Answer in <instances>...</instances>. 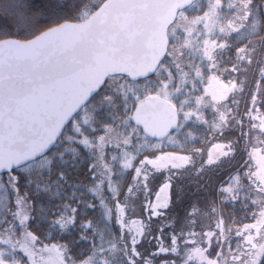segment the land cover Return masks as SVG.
<instances>
[{
  "label": "snow or ice",
  "instance_id": "snow-or-ice-1",
  "mask_svg": "<svg viewBox=\"0 0 264 264\" xmlns=\"http://www.w3.org/2000/svg\"><path fill=\"white\" fill-rule=\"evenodd\" d=\"M67 2L49 0L38 7L36 0H0V36L38 34L64 15ZM145 2L171 9L170 18L163 19L154 34L159 43L149 49L155 65L144 72L124 73L113 88L102 81L86 101L85 114L68 119L43 151L16 167L0 168V230L12 228L18 238H26L23 264H264V62L255 60L254 42L258 38L264 47L260 20L254 18L255 14L264 19L260 11L264 4L256 5L255 0H239V7L237 0ZM165 60L172 65L169 76L181 73L180 83L195 65L198 77L215 75L227 92L212 99L202 87L192 86L181 101L178 117L185 120L183 127L196 122L208 131L206 147L195 150L200 162L191 170L198 178L210 174L212 188L203 203L186 207L180 227L168 225L166 241L159 235L161 228L145 245L142 236L125 239L113 211L122 206L123 194L113 195L108 185L117 177L111 163L116 159L114 148L127 156L120 161L128 175L125 194L141 177L147 187L153 161L165 154L157 149L139 156L125 151L134 145L139 151L147 138L135 115L137 101L144 97L132 88L123 90L127 80L149 94L159 90L167 94L172 85L157 79L155 71ZM253 63L258 67L249 85L246 74ZM154 80L157 89L152 88ZM178 154L188 165L191 154ZM133 160L138 162L134 171ZM186 170L173 166L174 172ZM163 183L171 189L167 175ZM157 239L159 243H151ZM4 255L0 252V257Z\"/></svg>",
  "mask_w": 264,
  "mask_h": 264
},
{
  "label": "water",
  "instance_id": "water-1",
  "mask_svg": "<svg viewBox=\"0 0 264 264\" xmlns=\"http://www.w3.org/2000/svg\"><path fill=\"white\" fill-rule=\"evenodd\" d=\"M170 16L167 4L105 0L85 20L64 21L25 40L1 39L0 168L43 151L109 76L153 67L149 49L159 43L154 34L160 22ZM178 112L159 95L135 109L144 134L157 140L179 128Z\"/></svg>",
  "mask_w": 264,
  "mask_h": 264
},
{
  "label": "rangeland",
  "instance_id": "rangeland-1",
  "mask_svg": "<svg viewBox=\"0 0 264 264\" xmlns=\"http://www.w3.org/2000/svg\"><path fill=\"white\" fill-rule=\"evenodd\" d=\"M102 1L103 0H76V2L72 3V0H68V2L63 5L64 15L57 18V20H54L52 25L64 21H80L88 17ZM42 2L43 5H40L37 4L36 1L34 6L45 7L48 5L49 0H41L40 3ZM188 14L191 16L192 12H189ZM11 36L16 37L15 35ZM22 36L29 37L24 35ZM2 37L5 36H0V38ZM254 42L257 46L255 60L264 62V49L260 48V42L257 43V40H254ZM257 67V63H253L252 67L246 74L249 85L252 84ZM171 68L172 65L167 61L164 62V66H160L156 71L158 74L157 79L168 80L170 85H172L167 94H165L163 90L153 91L149 94L148 89L141 87L135 82L129 84L127 80L124 82L123 90L127 93L128 89L132 88L136 92H140L144 98L138 100L137 104L152 95H159L164 98L172 95L177 98L182 90L180 88L175 89L173 81L176 80L175 78L180 80L182 76L181 73H175L176 75L169 76L168 69ZM121 77L122 75L110 77L106 81V86L109 88L116 87L120 82ZM152 88H159V85L156 84L155 80L152 82ZM203 90L211 96L212 99H219L225 96L227 87L225 84L221 83L215 75H210L206 83L203 85ZM131 103L132 101L129 100V106H131ZM228 103H231L230 100ZM86 107L87 106H85L82 111L76 115L77 118L85 114ZM240 107L242 110L243 103H241ZM206 111H208L210 117L212 114L211 108ZM180 118V128L176 132L172 133L163 140L155 141L147 138V144L140 148L139 154L125 149V151L131 152L133 156H139L141 153H147L150 149L163 150L165 153L153 161L155 168L151 169L153 175L147 182V187L144 186L141 177L132 183L131 191L125 194L124 181L126 180L128 182V175L126 170H124L121 166V172L119 171V173L122 174V178H120L121 180L117 184L112 182V184L109 185V189L112 190L113 195L123 194L121 199L122 206L115 207L113 211L117 219L121 221L123 231L126 234L125 239L128 237H131L132 239H140L142 236L145 245H148L150 237L156 236L158 234V230L163 228L164 231L160 232L159 235H162L166 241L170 231L168 225L174 224L176 227H180L184 220L183 214L186 207L190 203H203V201L210 194L212 188L210 174L198 178L191 170V165L199 164L201 159L200 154H198L195 150L200 147H206V142L210 139V137L205 133L206 131L204 130V127L200 125L198 126L203 129L199 133L196 132L195 128L198 124L196 122L189 124L187 127H183L185 120L182 116ZM112 151H114V149ZM178 153L191 154V159L189 160L188 165H185V157L183 155H179ZM213 154H215V150ZM123 159H127V156L120 151L118 165H120V161ZM137 163L138 162L136 160L132 161L133 171L137 166ZM173 166L176 168L184 166L187 170L183 172H174ZM142 168L144 172L149 171L147 167L142 166ZM156 168L161 169V172H156ZM162 173L164 175H162ZM165 175L171 179V189H169L168 183H163L161 186V182L164 180ZM185 196H190L187 201ZM0 237H2V239H0V245H2L0 246V252L5 254L0 258L5 261L6 258L11 257V259H8L6 262L10 264H23L22 245L26 238H18L12 228L0 230ZM123 243L124 241L120 242L121 245H123ZM151 243H159V240H154ZM13 250H15V253H13ZM53 257L55 258L54 254Z\"/></svg>",
  "mask_w": 264,
  "mask_h": 264
},
{
  "label": "trees",
  "instance_id": "trees-1",
  "mask_svg": "<svg viewBox=\"0 0 264 264\" xmlns=\"http://www.w3.org/2000/svg\"><path fill=\"white\" fill-rule=\"evenodd\" d=\"M37 1V4H40V5H43V2L42 3H40L41 2V0H36ZM75 2H76V0H75ZM237 4H238V7H239V0H237ZM255 4L256 5H260V4H264V0H255ZM254 11V10H253ZM260 11L261 12H264V7H262L261 9H260ZM254 18L255 19H259L260 20V28H261V32H262V34H264V19H261L260 17H258V16H255V14H254ZM251 29V23H249V30ZM44 30V29H43ZM5 37H12V36H5ZM5 37H2V38H5ZM16 37H19V38H29V37H31V36H29V37H23L22 35L21 36H16ZM1 39V38H0ZM254 40H257V43L258 42H260V40L258 39V38H254ZM260 44H261V42H260ZM260 48L261 49H264V47H261V45H260ZM164 62H167V60H165ZM176 75V74H175ZM209 76L210 75H206V76H197L196 75V71H195V65H193V68L192 69H188L187 70V76L186 77H184L183 78V80H184V83H180V81H181V79L180 80H177V78H175L176 80H175V83H173V86H174V88L176 89L177 87H176V85H179V87L178 88H180L181 90H182V92L180 93V95L177 97V98H175L176 96H172V95H170V97L169 96H167L166 98L168 99V100H170L171 102H173L178 108H179V105H180V103H181V101L185 98V96L189 93V88L190 87H192V86H196V87H202L203 88V85L206 83L205 81H207L208 80V78H209ZM191 82L190 84L188 83V82ZM185 85H187V87L185 86ZM213 122V120H212V114H211V116H210V120H209V123L211 124ZM199 124H197V126H196V132L197 133H199L203 128L202 127H200V126H198ZM180 128V127H179ZM204 130L206 131H204L206 134H208V131H207V129H205L204 128ZM146 138H148V137H146ZM149 140H152V139H150V138H148ZM201 143H202V141H201ZM198 145H200V144H198ZM127 150H130L131 152H133V153H138L139 154V152H140V149H139V151H137V148H136V146L134 145L131 149H127ZM112 153L113 154H115V157H116V159L115 160H113V161H111V163L115 166V171H116V173H117V177H116V179L114 180V181H111L110 183H109V185L110 184H112V182L113 183H118L121 179L120 178H122L121 177V175L122 174H120L119 173V171L121 172V169H120V165H118V158H119V155H120V149H118V148H114V151H112ZM119 173V174H118ZM123 183V182H122ZM126 183H127V181L125 180L124 181V186L126 185ZM115 184V185H116ZM109 185H108V188H110L109 187ZM123 186V187H124ZM122 187V188H123ZM125 189V188H124ZM190 196H185V198H186V201H187V199L189 198ZM110 203V202H109ZM241 209H237V215H240V213H241ZM0 222H2V221H0ZM121 255V253H117V256H120ZM1 259V258H0ZM5 261H8V258H6L5 259ZM23 263V262H22Z\"/></svg>",
  "mask_w": 264,
  "mask_h": 264
}]
</instances>
